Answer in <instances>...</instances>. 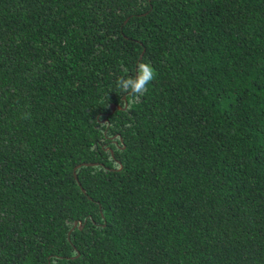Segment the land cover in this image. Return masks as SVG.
Returning <instances> with one entry per match:
<instances>
[{
	"label": "trees",
	"instance_id": "obj_1",
	"mask_svg": "<svg viewBox=\"0 0 264 264\" xmlns=\"http://www.w3.org/2000/svg\"><path fill=\"white\" fill-rule=\"evenodd\" d=\"M0 264H264V0H0Z\"/></svg>",
	"mask_w": 264,
	"mask_h": 264
},
{
	"label": "clouds",
	"instance_id": "obj_2",
	"mask_svg": "<svg viewBox=\"0 0 264 264\" xmlns=\"http://www.w3.org/2000/svg\"><path fill=\"white\" fill-rule=\"evenodd\" d=\"M156 76L155 69L150 62H140L135 76H121L116 80V87L121 93L131 96L134 101H139L148 91V85ZM127 127H132L129 123Z\"/></svg>",
	"mask_w": 264,
	"mask_h": 264
},
{
	"label": "water",
	"instance_id": "obj_3",
	"mask_svg": "<svg viewBox=\"0 0 264 264\" xmlns=\"http://www.w3.org/2000/svg\"><path fill=\"white\" fill-rule=\"evenodd\" d=\"M113 108V107H112Z\"/></svg>",
	"mask_w": 264,
	"mask_h": 264
}]
</instances>
